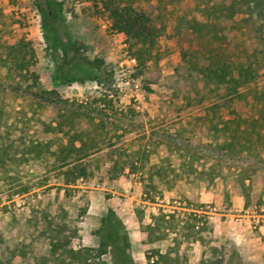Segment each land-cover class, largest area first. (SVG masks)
<instances>
[{"label":"rangeland","instance_id":"obj_1","mask_svg":"<svg viewBox=\"0 0 264 264\" xmlns=\"http://www.w3.org/2000/svg\"><path fill=\"white\" fill-rule=\"evenodd\" d=\"M125 1L151 12L157 39L146 68L130 60L135 55L127 36L112 29L110 18L93 0H0V44L21 38L31 41L37 56L34 69L46 88L55 87L53 77L64 65L74 79L57 86L64 99L107 110L100 102V93L107 91L119 110L109 119L110 132L92 157L88 175L75 183L65 185L45 161L13 164L10 177L0 180V231L7 245L18 246L14 264H32L35 257L49 255V239L41 234L47 218L68 226L75 249L98 247L105 239L109 246L100 264H205L218 258L224 264H264V235L258 238L260 231L253 228L233 229L243 236L237 243L226 225L237 221L236 213L264 212V156L230 154L206 135L211 123L233 117L234 110L248 116L253 106L232 99L225 85L209 83L200 73L198 64L206 62L201 52L221 43H214L209 35L177 30L179 16L207 20L205 1ZM239 1L244 2V10L249 8L247 1L254 2L224 0L226 6ZM75 45L92 59L103 58L105 71L85 66ZM222 47L234 59L247 58L253 51L250 41L233 40ZM94 73L101 76L102 84L89 78ZM263 81L264 68L251 86ZM28 101L10 92L8 111L16 112ZM83 124L89 127L86 120ZM34 130L28 131L30 136ZM176 145H192L201 168L219 162L222 176L213 183L184 184L178 179L176 187L155 192L148 185L150 168L168 153L178 166ZM181 185L195 194L210 190L215 197L207 203L199 201L188 197L187 189L178 193ZM239 198L245 206L241 211ZM206 204L215 206L217 214L200 225L194 211L179 212L175 207L205 208ZM175 212L177 229L171 227L166 237L150 240L154 216L170 217ZM3 251L0 246V256Z\"/></svg>","mask_w":264,"mask_h":264},{"label":"trees","instance_id":"obj_2","mask_svg":"<svg viewBox=\"0 0 264 264\" xmlns=\"http://www.w3.org/2000/svg\"><path fill=\"white\" fill-rule=\"evenodd\" d=\"M93 1L96 8L110 18L112 29L127 36L138 66L146 68L153 57L157 39L150 10L125 0ZM204 1L207 20L194 18L188 21L179 16L178 33L209 35L214 43H221L201 52L206 62L198 64L200 73L209 83L225 85L232 99H243L253 106L248 116L234 110L233 117L211 123L206 135L230 154H253L261 158L264 156V81L251 85L258 71L264 68V0H253V4L247 1V10L243 8L244 2L240 1L229 6L224 0ZM44 27L48 28L46 24ZM233 40L250 41L253 51L247 58L234 59L222 47L223 43H233ZM75 50L85 66L97 72L105 71L103 58L88 57L79 45H75ZM36 63L35 48L26 38L0 44V180L9 176V168L13 164L45 161L57 171L61 181L69 185L88 175L92 157L101 149L110 132L109 119L118 115L119 110L107 91L100 93V102L107 106V110L76 105L64 99L57 86L74 80L65 66H58L53 77L55 87L49 89L42 84L34 69ZM89 78L99 85L103 83L99 74H91ZM10 92L27 98V105L16 112H9L7 96ZM55 107L57 112L51 113ZM199 119L205 120L204 117ZM85 120L89 127L83 124ZM31 129H35L33 136L28 132ZM176 146L180 152L178 166L168 153L160 163L150 168L148 185L155 192L176 187L178 179L184 184L199 180L213 183L222 176L219 162L201 168L197 164L200 157L192 145ZM27 190L23 188V191ZM149 199L155 198L150 194ZM171 227L175 230L178 227L174 214L170 217L165 213L155 215L149 225L150 240L166 237L167 229ZM67 230L66 224L55 225L47 218L41 234L49 239V255L35 257L32 264H100L109 243L102 239L98 247L75 249L71 246L72 235ZM159 230L161 233L157 234ZM0 246L4 249L0 264H14L18 246L7 245L1 231ZM205 264H224V260H207Z\"/></svg>","mask_w":264,"mask_h":264},{"label":"crops","instance_id":"obj_3","mask_svg":"<svg viewBox=\"0 0 264 264\" xmlns=\"http://www.w3.org/2000/svg\"><path fill=\"white\" fill-rule=\"evenodd\" d=\"M183 189L184 190L187 189L186 191L189 193V196L188 197H192V198L198 199L199 201H203L205 203H207L209 201H212L214 199V197H215V195L210 190H208V191H202L201 194H195V193L190 192L186 186H181L180 187V190L178 191V193L180 191H182ZM239 199H240V202L238 204L239 205V208L237 210L238 211H241L242 209H244L245 206H244V204L242 202V199L241 198H239ZM180 203L181 202H179V204ZM206 205H203V206H206ZM175 207L177 209H179V212L180 211H183V212L184 211H189L190 212V211H193V210L200 209V208H193V207H190V206H187L186 207V206H181V205L175 206ZM194 215H196V214H194ZM237 216L239 218H237V221H235V223H234V221H232V222L227 221L228 223L226 225L229 227V229H227V234L230 235V237H232L233 239H236V242L239 243L241 241V237H243V236L240 237L241 234H239L238 231L237 232H234L233 229L240 230V228H242V227L244 229H250V228L252 229V226H251L252 215H250L248 213H243V214L242 213H236V217ZM167 217H169V215H167ZM177 217H178V214H177V212H175V218H177ZM260 233H261L262 236L260 235V237H258V238L262 239V237L264 235V226L262 227V230L260 231Z\"/></svg>","mask_w":264,"mask_h":264},{"label":"built area","instance_id":"obj_4","mask_svg":"<svg viewBox=\"0 0 264 264\" xmlns=\"http://www.w3.org/2000/svg\"><path fill=\"white\" fill-rule=\"evenodd\" d=\"M130 60L134 63H136L137 61L135 57H132ZM175 202L179 204L178 200H176ZM193 211L199 217L198 225L204 224V222L206 221H211L212 219H214L215 214H217L216 207L210 204H208L205 208H200ZM237 218L239 217L237 216ZM251 226L255 230H262V227L264 226V212L252 215Z\"/></svg>","mask_w":264,"mask_h":264}]
</instances>
